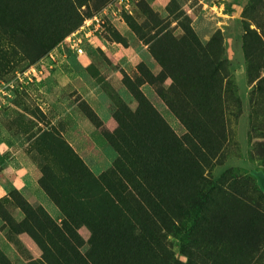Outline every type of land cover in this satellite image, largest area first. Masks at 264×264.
<instances>
[{"label": "rangeland", "instance_id": "rangeland-1", "mask_svg": "<svg viewBox=\"0 0 264 264\" xmlns=\"http://www.w3.org/2000/svg\"><path fill=\"white\" fill-rule=\"evenodd\" d=\"M224 216L264 231V0H0V264H223Z\"/></svg>", "mask_w": 264, "mask_h": 264}, {"label": "trees", "instance_id": "trees-1", "mask_svg": "<svg viewBox=\"0 0 264 264\" xmlns=\"http://www.w3.org/2000/svg\"><path fill=\"white\" fill-rule=\"evenodd\" d=\"M206 185L210 187L213 192L219 187L221 181H209L203 177ZM217 193V192H216ZM235 195L242 197L239 193ZM195 204V212L197 215H202L203 208L208 207L212 200H207L206 197H201ZM248 208L255 213H259V202L252 198L248 203ZM222 225V232L214 241H209L206 247H210L214 252L220 254L223 259V264H263L264 262V231L253 230L250 231L252 223L242 218L240 221H232L229 216H224ZM236 235H227L229 233ZM8 264V263H7Z\"/></svg>", "mask_w": 264, "mask_h": 264}]
</instances>
